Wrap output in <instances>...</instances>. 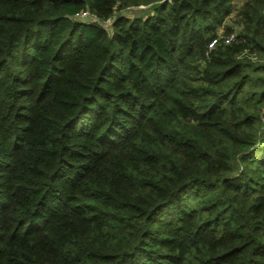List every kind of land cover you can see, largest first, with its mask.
<instances>
[{
    "label": "trees",
    "instance_id": "1",
    "mask_svg": "<svg viewBox=\"0 0 264 264\" xmlns=\"http://www.w3.org/2000/svg\"><path fill=\"white\" fill-rule=\"evenodd\" d=\"M263 115L264 0H0V264H264Z\"/></svg>",
    "mask_w": 264,
    "mask_h": 264
},
{
    "label": "built area",
    "instance_id": "2",
    "mask_svg": "<svg viewBox=\"0 0 264 264\" xmlns=\"http://www.w3.org/2000/svg\"><path fill=\"white\" fill-rule=\"evenodd\" d=\"M81 16H86L88 15V11L84 10L80 13ZM109 21V20H107ZM110 24V23H109ZM232 40H234V33H229V34H217L216 36H214L213 38H211L208 43H207V47H206V51H205V55L208 56L210 51L213 50L218 43L223 42V43H229ZM264 119V115L263 118Z\"/></svg>",
    "mask_w": 264,
    "mask_h": 264
},
{
    "label": "rangeland",
    "instance_id": "3",
    "mask_svg": "<svg viewBox=\"0 0 264 264\" xmlns=\"http://www.w3.org/2000/svg\"><path fill=\"white\" fill-rule=\"evenodd\" d=\"M243 1L244 0H231L235 10L240 6ZM234 13L235 11H232L231 14L225 17L223 22L217 26L218 34H223V27H231L234 31L238 30L239 27L236 23L237 19Z\"/></svg>",
    "mask_w": 264,
    "mask_h": 264
}]
</instances>
